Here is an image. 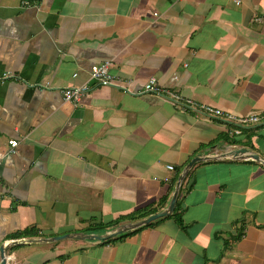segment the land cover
<instances>
[{
	"label": "crops",
	"instance_id": "crops-1",
	"mask_svg": "<svg viewBox=\"0 0 264 264\" xmlns=\"http://www.w3.org/2000/svg\"><path fill=\"white\" fill-rule=\"evenodd\" d=\"M105 60L110 85L91 78ZM151 77L168 91H144ZM85 82L77 106L64 100ZM205 105L264 114V0H0L7 264H264V164L248 158L196 162L178 216L57 238L164 209L199 154L245 146L264 159V119L235 134Z\"/></svg>",
	"mask_w": 264,
	"mask_h": 264
},
{
	"label": "built area",
	"instance_id": "built-area-1",
	"mask_svg": "<svg viewBox=\"0 0 264 264\" xmlns=\"http://www.w3.org/2000/svg\"><path fill=\"white\" fill-rule=\"evenodd\" d=\"M111 62L109 60H105L103 62H100L99 64H95L91 68V78L96 80L98 84L101 85H110L114 83L117 80V77L110 72ZM5 77H9V75H5ZM49 82H46V86L49 87ZM91 86L85 82L78 85H72V86H66L61 89V93L63 95V98L65 101L73 102L74 105H78L84 95L90 90ZM144 91H151L157 94H164L168 89L163 88L161 85H159L156 77H151L144 85H143ZM173 100L178 101L179 95L174 94L171 95ZM188 102H191L189 100ZM186 107V105H184ZM203 109L206 110L211 116L214 117H220L223 119H226L227 121L234 124V133L238 134L241 132V129L243 126L251 124V123H258L261 122L264 119V114L261 115L259 113H252L248 115L244 114H234L230 111H225L223 109L212 107L209 105L203 106ZM10 143V152H14L16 146L19 143V140L12 139L9 140ZM167 168L169 170H173L174 166L172 164H168ZM169 178L167 177L166 180Z\"/></svg>",
	"mask_w": 264,
	"mask_h": 264
},
{
	"label": "water",
	"instance_id": "water-1",
	"mask_svg": "<svg viewBox=\"0 0 264 264\" xmlns=\"http://www.w3.org/2000/svg\"><path fill=\"white\" fill-rule=\"evenodd\" d=\"M254 159L257 161H260L264 164V159L260 157L259 154L254 153L249 148L242 146V147H235L229 150H226L224 152L215 153V154H199L198 156H195L192 158L183 168L181 171L178 181L176 183L172 198L168 204L167 207L164 209L155 212L139 221L136 222H130V223H122L115 229L103 233V234H96V233H85V232H72L68 234H63L61 236H58L57 238H64V237H76V238H89V239H108L110 237L116 236L118 234H121L129 229L137 228L142 225L148 224L151 221L158 219L160 217L168 216L173 213L175 206L177 204L179 192L181 189V185L187 174L190 172L192 167L195 165L196 162L199 161H210V160H226V159ZM6 248L4 244L1 245L0 248V257H1V263L0 264H7V255H6Z\"/></svg>",
	"mask_w": 264,
	"mask_h": 264
},
{
	"label": "trees",
	"instance_id": "trees-1",
	"mask_svg": "<svg viewBox=\"0 0 264 264\" xmlns=\"http://www.w3.org/2000/svg\"><path fill=\"white\" fill-rule=\"evenodd\" d=\"M180 171H181V168L178 169V170L176 171V174H175V178H176V180H177V178H178V176H179V174H180ZM189 176H190V172H189V173L187 174V176L185 177V179H184V181H183V184H182V187H183V186L185 185V183L187 182ZM191 186H192V185H191ZM182 187H181V189H180V192L183 190ZM178 208H179V201H177V204H176V206H175V209H174L172 215H174V216H178V213H177V209H178ZM152 211H155V209H153ZM178 219H179V220H182V219H181V216L178 217Z\"/></svg>",
	"mask_w": 264,
	"mask_h": 264
}]
</instances>
